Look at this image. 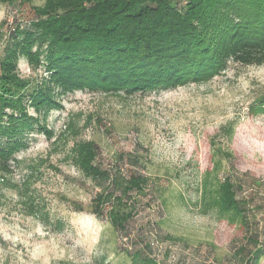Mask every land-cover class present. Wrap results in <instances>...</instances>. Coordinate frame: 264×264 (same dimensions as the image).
Wrapping results in <instances>:
<instances>
[{
    "label": "rangeland",
    "instance_id": "rangeland-1",
    "mask_svg": "<svg viewBox=\"0 0 264 264\" xmlns=\"http://www.w3.org/2000/svg\"><path fill=\"white\" fill-rule=\"evenodd\" d=\"M44 3L0 0V58L11 31ZM17 72L33 87L47 79L23 58ZM262 94L264 65L230 63L201 84L131 95L73 90L41 114L26 105L33 128L0 179V264H131L135 252L156 264H245L248 238L264 244V114L250 108ZM90 142L111 176L148 180L123 197L122 230L106 221L108 205L100 218L90 211L100 188L77 168ZM216 162L217 181L230 178L245 201L248 226L202 213L204 176Z\"/></svg>",
    "mask_w": 264,
    "mask_h": 264
},
{
    "label": "trees",
    "instance_id": "trees-1",
    "mask_svg": "<svg viewBox=\"0 0 264 264\" xmlns=\"http://www.w3.org/2000/svg\"><path fill=\"white\" fill-rule=\"evenodd\" d=\"M20 58L42 67L47 79L31 86L17 72ZM230 63L264 65V0H45L33 21L11 31L0 58V179L33 128L26 105L41 114L56 108V94L73 90L131 95L201 84ZM250 108L264 114V94ZM83 147L77 168L100 188L90 211L100 218L108 205L106 221L122 230L130 218L123 197L148 180L111 176L96 164V145ZM218 165L204 176L202 213L214 209L248 226L245 201L236 199L230 178L217 181ZM252 236L241 261L260 264L264 244ZM130 260L156 264L141 252Z\"/></svg>",
    "mask_w": 264,
    "mask_h": 264
}]
</instances>
